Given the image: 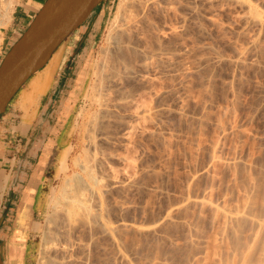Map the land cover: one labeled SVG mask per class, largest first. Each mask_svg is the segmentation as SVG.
I'll list each match as a JSON object with an SVG mask.
<instances>
[{
	"label": "rangeland",
	"instance_id": "obj_1",
	"mask_svg": "<svg viewBox=\"0 0 264 264\" xmlns=\"http://www.w3.org/2000/svg\"><path fill=\"white\" fill-rule=\"evenodd\" d=\"M2 1L5 2V0H0V5H2ZM163 1L166 0H160V4L164 6V9L160 4L155 3V35L158 34L159 36L160 33L163 36H159L162 37V39L160 38L162 42L160 43L157 35L156 38L159 44H164L158 45L157 40L155 42V48L158 47L155 51V68L152 66V69L149 70L151 72L149 75H154V77L151 76L153 83H150L151 86L149 85L150 87L147 89L148 86L143 87L140 81L136 85L137 78H135L136 80L133 79L134 81L131 80L132 86L138 88L136 90L137 98L134 96L136 98L134 101L139 100V98L142 100L144 97L143 101L155 105L154 118L140 122L138 129L135 128L136 130L133 129L135 132H131L134 133L133 136L131 135L132 138L134 137L133 139L131 136L126 137L129 140L132 139L133 143L130 142L132 140L127 141L124 136L117 132L114 134L116 142L111 145L112 149H116V153L117 151L118 154L124 152V155H121L125 157L127 154L126 156H128L127 159L125 157L123 163L114 158L116 161L113 159L112 164L117 165V167L123 164L122 166L125 168L121 166V169L119 167L118 169L122 170L125 177L122 172H120L121 175L125 179L129 175L127 178L131 177L133 180L129 179L133 183L131 186L128 183L125 185L120 183V187L123 186L124 190L121 187V194L118 191L116 193L119 195L114 193V198L112 196L109 199L110 202L112 200L114 202L115 199L120 201L116 207H114V203L109 206L108 218L112 221L111 224L119 225L117 227L120 228V231L118 230L116 239L118 242L121 241L120 246L122 243L125 244V246L122 245V249L124 247L125 250L117 247L115 242L110 243L113 242L110 237L108 239L107 236L96 233L97 236L94 234L97 237L95 242L90 243L93 246L88 245L89 248L87 247L89 251H86L85 248L84 255L79 251L76 253H80V255L78 254L79 257H84L88 252V257L90 254V260L86 256L88 260L86 263L88 264H92V262L94 264H219L218 257H221L222 261V257L225 256L222 252L228 247L230 251L227 249V252L231 253L235 245L234 242H236L234 232H230L234 228H231V224L233 223L232 226L236 224L235 227L239 225L235 223L236 221L227 220L226 216L223 218L224 213L219 209L226 205L225 208H229V210H233V207L236 209V206L240 208L246 202L249 205L248 203L251 202L250 195L251 199L253 197L254 201L257 202L260 200L259 198H262L258 196L264 194V22L259 26V24H251L252 22L243 18L244 16L247 18L250 14L248 11L255 7L254 9L259 14L261 13L260 16L264 21V0H243L245 3L247 2V5L242 3L241 6L239 4L241 2L238 3V0L237 3L235 0H168L165 3ZM119 2L120 0L101 2L84 22L93 21L96 37L94 38L92 57L87 62L90 69L87 80L80 90L78 100L71 112L65 115L63 120H60V123L63 124L64 120L67 119L63 127L64 139L67 141L65 145L75 143L81 123L88 113L87 99L84 94L90 80L92 64L98 56L99 47L105 44L107 24L115 14ZM16 4L17 0H13L11 10L5 14L2 9L4 4L0 6V14L4 15H0V47L14 24ZM171 5L173 9L170 10ZM166 28H170L172 31H166ZM175 32L179 33L175 34ZM253 38H257L259 44H252ZM253 45L257 46L256 49L261 50L260 56L258 53L260 50H255ZM252 48L253 50H251ZM159 49L161 50L158 51ZM166 49L174 54L168 53ZM165 51L166 53H164ZM239 51L243 52V55L238 53L239 55L236 56ZM158 52L162 53L158 54ZM241 59L242 61H240ZM20 90L13 98H16ZM128 107V111L125 110L124 113L121 111L124 116L127 115L124 119L132 118L130 111L134 104ZM52 124L51 129L59 126ZM119 127L121 126H117L115 132L119 131ZM122 130H124L123 126L121 127ZM116 134L119 135H117L119 138ZM16 139L13 137L10 146L6 147L10 149V155L5 156V163L2 166L4 169L0 171V181L3 182L6 175L10 176L4 191L5 194L8 192L13 177L9 174L11 166V171L14 172L19 160H23L22 157L25 155L24 143L19 140L16 141ZM126 142L130 144H125ZM122 144H125L126 147ZM44 145L42 144V149ZM60 149L62 148L55 146L49 155L42 153L41 150L36 156L39 165L43 163L44 167H49L51 175L55 174V161ZM25 159L27 160L26 155ZM115 165L113 166L116 167ZM23 169L24 167L21 166L20 173ZM35 170L34 172H38L39 168ZM40 171L44 170L41 169ZM52 177L49 186L42 188V208L39 214L25 225L29 228L27 230L19 231L13 226L14 217H11V220H4L0 196V255L2 254V264L3 262L4 264H37L44 213L47 210L46 197L50 194L51 188L58 189L60 185L59 180ZM129 180L126 179L127 182ZM255 187L258 189L254 190ZM256 192L259 194L257 200H255L256 195L254 196L257 194ZM203 200H206L207 203ZM261 200L263 203L264 198ZM254 201L251 202V205L256 203ZM209 202L211 203L210 206ZM258 203L260 204L257 202L255 206L253 205L254 208L249 206L259 211L256 208H260L261 204L259 206ZM212 204L219 208L218 212L216 211L219 216L215 213L214 210L216 209ZM120 206L122 208H119ZM250 210H248L249 215H251L249 217H252L255 210L253 212ZM116 219L117 221H115ZM245 220L250 221L249 219ZM241 221L240 223L243 225H240L243 227V232H239L243 235L248 232V228L252 224ZM249 223L250 225H248ZM222 224L226 226L227 235L223 232L224 226ZM135 226H139L140 230L133 228ZM238 228L232 231L238 230ZM256 228H253L254 232L258 229ZM253 229H251L252 232ZM80 231L76 232V237L79 239L81 237L79 242L85 243L88 240V234ZM251 231L249 232L252 233ZM239 232L236 233L238 236L240 235ZM261 233L264 235V232ZM230 234L233 236H229V238L228 235ZM245 235L247 237L248 233ZM227 238L229 239L228 242L234 243L232 247L227 245ZM245 238L242 241L239 239V241L244 242ZM18 239L20 240L16 242L15 240ZM97 239L99 243L101 242L100 245L103 244L102 246L106 248L100 246ZM96 241L98 245L95 246ZM94 246L98 250H95ZM116 248L125 252L129 262L126 261V263L125 260L118 257ZM256 249L254 255L258 251L260 254L261 248L257 251ZM118 250L117 252H119ZM74 251L76 252V250ZM90 251L92 252L90 253ZM95 254L97 256H94ZM254 255L255 258L256 255ZM86 258H79L78 260L86 261ZM256 258L258 259V254ZM103 259L107 263L102 261ZM255 260L252 258L253 264H257L255 263L257 260ZM81 262L83 264V261Z\"/></svg>",
	"mask_w": 264,
	"mask_h": 264
},
{
	"label": "bare ground",
	"instance_id": "obj_2",
	"mask_svg": "<svg viewBox=\"0 0 264 264\" xmlns=\"http://www.w3.org/2000/svg\"><path fill=\"white\" fill-rule=\"evenodd\" d=\"M156 1L155 0H120V2L118 3L117 9L115 11V14L108 21V24H107L108 29L106 32L107 34L105 35L106 36L105 44L101 45L99 47V50L97 53L98 56L96 59H94V62L92 64L90 80L87 84L85 94H84L85 98L87 99L86 101H87V105H88V107H87L88 113L85 116V119L81 123V126L79 128V132H78V137H77V140L75 141V143H70L69 145H66L65 147L60 149V151L58 152V154L56 156L55 174H54L53 179H58L60 185L58 186L59 187L58 189H52L51 188L50 194L46 197V200H47L46 201V209L47 210L44 213V225H43L42 230H41V238H40L41 243H40V248H39V257L36 259L37 264H76L78 262H80L82 264L81 261H83V264L84 263L88 264V263H86V262H88L87 258L89 259V257H90V254H89V257L87 256L88 252L86 255L87 258H86V256L79 257L80 253H78L79 255L76 253H77V251H79V252H81V254L84 255V252L89 251L88 248H89V246L92 245L90 243L95 242V238H97L96 233H99L101 235L103 234L102 236H105V237L107 236L108 239L110 237V239L113 240V242H110V243L115 242L116 246L118 245L117 247L122 249L123 243L120 246L119 244L121 241L118 242L116 239V236H117L116 234L118 233V230L120 231V228L118 229L119 225H117L118 226L117 227V226L111 224L112 221H110V219L108 218V214L110 212L109 206H111V204L114 203L115 204L114 207H116V206H118L117 203H119L120 201L118 202L117 201L118 199L117 200L115 199L114 202H113V200H112V202H110L111 200L109 201V199H110V197L113 196L114 193H116L118 191H119L118 193L121 194L120 188L122 187V189H123V186L120 187V185H119L120 183L121 184L123 183L124 185L126 183H128L131 186V184H133L132 183L133 180L130 177L132 180L130 182V180H129L130 178H127L129 175L126 176V179L129 180V182H127L126 179L124 178L125 176H124L122 170H120L121 169L120 167L123 164H121V165L118 164L119 165L118 167L120 169H118L117 165L112 164V160L114 158H116V160L117 159L121 160L123 163V161L125 160V157L127 159L128 156H126L127 154L125 155V157L122 156L121 154L124 155V152L118 154V151H117V153H116V151H115L116 149H112L111 145L114 142H116V140H114V139H116V137L114 138L115 133L118 132V134H120L121 136H124L125 139L128 141L129 139L126 137L131 136V135L133 136L134 133H131V132H133V131L135 132V130L138 129L137 127L139 126L140 122L145 121L149 118H152V119L154 118L153 115H154V111H155V108H154L155 105L153 106L152 103L150 104V103H146L147 101L146 102L143 101L144 97L142 98V95H141L142 100L139 98V100L137 99V101H134L137 98V96H136L137 91L136 90H138V88H137V86H135V87L132 86L133 84H132L131 80L137 78L138 80L135 79L137 82L136 85L138 84V81H140L142 83L143 87L146 88L148 86L147 89L151 86L150 83H153L151 80H153L152 77H154V75L153 76L151 75L152 76L151 77L149 75V72H150L149 70L152 68H155V66H154L155 65V51L158 48V47L155 48L156 47L155 42L157 40L156 35L159 38L160 43L162 42V40H160V38L162 39V37H163L160 33H159V36L161 35L162 37H159L158 34L155 35V7H156L155 3H157V5L160 4V0H159V2H158V0H156ZM167 1L168 0L163 1V2L165 3ZM236 1L237 0H235V2ZM239 1L241 3H239ZM242 1L243 0H238V3L240 4V6L242 3H244V5L245 4L247 5V2L245 3V1H243V2ZM3 2L4 1H2V5L4 4V6H2V5H0V6L4 7L2 9L4 10V14H5V12L7 13L9 10H11L13 0H5V2L4 3ZM166 5L167 4H165V6ZM163 7L164 6H162V8ZM166 7H165V9H166ZM170 7H171L170 10L173 9L172 5ZM254 8L252 10L250 9L249 10L250 12L248 11V13H250V14L248 15L247 18H245V16L243 18H244V20L252 22L251 24L256 23V24H259V26H261L260 24H262L264 22L262 17L260 16L261 13L259 14V12H257V10H255ZM168 10H165V11L168 12ZM167 12H165V13H167ZM0 15H3V14H0ZM0 19H1V16H0ZM94 24H96V23H94ZM164 25H166V24H164ZM164 27H166V26H164ZM156 28H158V27H156ZM170 28H168L169 30L166 28L167 29L166 31H172V29H170ZM172 28H174V27L172 26ZM173 32H170V33L173 34ZM176 33H179V32H175V34ZM175 34H174V36H175ZM163 35H165V34H163ZM180 35H181V33H180ZM256 39L253 38L252 44L256 45V43L259 42L258 39L256 42L255 41ZM164 40H166V38H164ZM249 41L251 42L250 39H249ZM157 42H158V40H157ZM162 44H164V43H162ZM162 44H159V42H158V45H162ZM166 44H168V43H166ZM252 44H249V45H252ZM255 45H253L254 49L257 51L260 50L258 48L256 49L255 47H257V46H255ZM260 45H261V43H260ZM247 46H245V47H247ZM248 48H251V47H248ZM171 49H172V47H171ZM241 49H242V47H241ZM243 49H244V47H243ZM160 50L161 49H159L158 51H160ZM164 50H165V48H164ZM166 50L168 51V49H166ZM244 50H246V49H244ZM244 50H241V51L244 52ZM251 50H253V48ZM263 51H264V49H263ZM171 52L168 51V53H171ZM243 52H240V51L237 52L236 56L239 55L238 53H242V55H243ZM259 52H261V50L258 51V53ZM160 53H162V52H158V54H160ZM164 53H166V51ZM259 56H260V53H259ZM240 58H242V57H240ZM259 59H260V57H259ZM240 61H242V59ZM244 62H246V61H244ZM184 67H186V66H184ZM144 84H145V86H144ZM31 85H32V89H35V90L41 89L40 83L36 82L35 80L32 81ZM138 87H139V85H138ZM143 87L141 89H143ZM144 90H146V89H144ZM140 92H141V90H140ZM27 98L31 101L30 98H34V97L28 95ZM131 104L132 105L134 104L133 109L130 111V116L133 119L132 118H130V119L125 118L124 119V117H126L127 115L124 116L121 113V111H123V113L125 110L128 111L129 109H127V107L131 106ZM119 125L121 127L123 126V129H124V130H122L123 132L121 131V127L118 128L119 131L115 132V130H117L116 129L117 126H119ZM234 126H235V124H234ZM133 129H135V130H133ZM234 129H235V127H234ZM139 130H141V129H139ZM120 131L122 132V134ZM129 133H131V134H129ZM118 134H116V136ZM121 136H120V139H121ZM132 136H131V138H132ZM122 139H123V137H122ZM132 139H130V140H132ZM117 140H119V139H117ZM130 142L133 143V140ZM128 143L129 142H126L125 144H128ZM37 146H39V145H37ZM124 147H126V146H124ZM113 148H115V147H113ZM121 150L123 151V149H121ZM25 153H27V152L25 151ZM213 155H214V153H213ZM23 157H22V159H23ZM116 160L114 159L113 161H116ZM117 162H119V161H117ZM126 162H127V160H126ZM128 163H126V164H128ZM113 165H115L117 167V169ZM228 165H229V163H228ZM232 165H233V163H232ZM122 167L125 168L124 166H122ZM20 169H21V167H20ZM20 169H18L17 172L13 175V177L11 179V181H13V182L11 184H9V185H12V184L14 185V179H16L15 188L19 187V180H20V177L22 175V172L20 173ZM120 172H122V175L124 177L121 175ZM22 176H24V174ZM9 177H10L9 175H6L4 178V181L3 182L0 181V191L3 189L5 182L8 181ZM137 183H135V184H137ZM7 185H8V182H7ZM256 188L257 187H255L254 190ZM262 192H263V189H262ZM118 193H116V194H118ZM259 193L261 194L260 191H259ZM255 195H256L255 200H257V196L259 194L257 193V194H254V196ZM258 197L264 198V194H263V196L261 194V196H258ZM113 198H114V196H113ZM249 198H250L251 202L254 201L253 197L251 199V195ZM262 198H259V199L261 200ZM201 199H203V198H201ZM119 200H122V199H119ZM208 200H209V198H208ZM260 200H257V202H260L261 206L258 203L260 208H256V209H259V211L257 210L258 213L255 216H253V214H255V212H257V211L253 208H254L255 204L257 203L256 201H254L256 203L253 202L254 206L251 205V202L248 203L253 208H250V206L247 205V202H246L245 204H243L244 205L243 207L241 206L242 208L240 207L241 209L236 206V209L239 208L237 210L235 209V207H233V210L232 209L229 210V208L226 209L225 207L227 205L224 207H221L219 205L221 208H223V209H221V208L219 209L218 207H216L217 205L214 206L212 204L214 206V208L216 209V210H214L213 207L211 206L212 209L215 211V213H216V211L218 212V209L220 211L222 210L221 212L224 213L223 218H225V216H226L228 218L227 220H229L230 222L236 221L235 223L239 224L237 227H235L236 224H235V226H232L233 225V223H232L231 228L234 227L233 229H236L240 226L238 228V230H235V231H232L233 229L229 228V229H231V231L229 230L230 232H234V234H235L234 238H235L236 242H234L235 243V245H234V243L232 244L231 241L228 242L229 239L227 238V242H228L227 245L228 244H229V246L231 245L230 247H232L234 245L233 251H231V253L227 252L228 250L230 251V249L228 247L225 248L226 251L222 250L223 251L222 253H223V255L225 254V256L222 257V261L220 259L221 257H218L217 261H219V264H253L254 261H251L252 258L254 260L256 259L258 261L257 262L255 260L256 261L255 263L264 264V235L261 233V232H264V201H263V203H261L262 200L261 201ZM203 201H205L207 203L206 200H203ZM203 201H201L202 204H203ZM201 202H200V205H201ZM210 202L213 203L211 200H210ZM248 202H249V200H248ZM211 203L209 204V206L211 205ZM258 205H256V207ZM119 208H122V207L120 206ZM123 208L125 209V207H123ZM110 209H111V207H110ZM117 209H118V207H117ZM120 210H122V209H120ZM213 210H212V212H213ZM248 210H250V212H253L255 210V212L252 214V217H249L251 215H249ZM215 213H214V215H215ZM216 214L218 215V213H216ZM220 214H222V213H220ZM168 215L170 216V213ZM109 217L111 218V216H109ZM115 218H117V217H115ZM244 219L250 220V221L245 220L246 222H251V224H252L251 226H253V227L251 228V226H249V228L253 229V228L257 227L259 230L257 228L256 229L258 230V232L261 231L260 232L261 234L259 233L257 235V233H258L257 230H256V232H254L255 230L253 229V232L256 233V234H254L251 231V229L248 228L247 237L245 235L247 233L242 235L240 232H243V230H242L243 227H241V225H240V224H242V223H240V220H242L243 223H246L244 221ZM115 221H117V219ZM118 221H120V220H118ZM237 221H239V222H237ZM225 222H226V219H225ZM225 222H224V224H225ZM120 223H122V222H120ZM120 223H116V224H120ZM0 224H1V221H0ZM224 224H222V226H224L223 232L226 234V231H225L226 226ZM248 225H250V223ZM132 226H134V225L132 224ZM136 226L133 228L138 230L139 226L138 227H136ZM228 226H230V225H228ZM240 228L242 231L239 230ZM123 230H124V228H123ZM123 230H121V231H123ZM78 231H80L81 233L86 232V235L88 234V240L85 243L83 241L79 242L81 237H80V239L76 237V232H78ZM249 231H251L252 233H250ZM238 232L240 233V235H239L240 237L236 234ZM94 234L96 236H94ZM233 235L230 234V235H228V237L229 236L231 237ZM241 235L242 236L245 235L246 238L242 237ZM123 238L124 237L122 236V239ZM223 238H222V240H223ZM243 238H245L246 240L244 239L245 240V241L243 240L244 242H240L239 239L242 241ZM119 239H120V237H119ZM124 241H125V239H124ZM98 243H99V240H98ZM98 243L96 241V244L94 243L95 246L98 245ZM100 243H99V245H100ZM115 244H114V246H115ZM102 245H100V246H102ZM95 246H94V248H95ZM123 246H125V244ZM76 247H77V249L79 247V250H77ZM102 247L106 248L105 246H102ZM258 247L261 249H260V254H259V251L257 253L258 254V259H257L256 258L257 254H255L256 255L255 256L254 251L256 248L259 250ZM80 248L82 249L81 251H80ZM121 249L118 250L119 252H117V250H116V253H118L117 254L118 257H120V259H122V260H125V262L126 261L129 262L125 252L122 251L124 249V247L122 250ZM257 249H256V251H257ZM74 250H76V252ZM95 250H98V248L97 249L95 248ZM95 250H93V251H95ZM82 251H83V253H82ZM91 252L92 251H90V253ZM107 252H108V250H107ZM261 252H262V254H261ZM94 253H96V251ZM99 253H100V251H99ZM96 254L94 256H97ZM106 254H108V253H106ZM83 255H81V256H83ZM219 255H220V252H219ZM253 255L255 256V258L253 257ZM100 256H99V258H100ZM221 256H222V254H221ZM78 257L81 259L86 258V261L78 260L79 259ZM118 257H117V259H118ZM96 259H97V257H96ZM102 261H104V259ZM104 262H106V261H104ZM96 263H98V262H96ZM0 264H2L1 259H0ZM3 264H4V262H3ZM92 264H94V263L92 262Z\"/></svg>",
	"mask_w": 264,
	"mask_h": 264
},
{
	"label": "crops",
	"instance_id": "obj_3",
	"mask_svg": "<svg viewBox=\"0 0 264 264\" xmlns=\"http://www.w3.org/2000/svg\"><path fill=\"white\" fill-rule=\"evenodd\" d=\"M43 2L44 0H17L15 21L1 44L0 59L24 31ZM95 29L93 21L75 29V32L57 47L47 64L31 76L0 117V171L4 169L2 166L5 156L10 155V149L6 147L10 146L13 137L17 138L16 141L24 143L27 152L25 155L29 158L26 160L24 156L23 160H19L14 172L11 171V166V176L21 166L25 168L22 171L24 176L21 175L19 180V187L15 188L14 179V185H10L5 194L7 181L0 194L4 220L14 217L16 224L13 226L19 231L29 229L25 225L39 214L42 208V188L48 187L51 177L54 176L50 174L49 167H44L43 163L39 165L36 156L41 150L49 155L55 146H66L63 127L67 119L63 124L60 120L71 112L89 75L87 62L92 57ZM34 80L40 83V90L32 89L31 83ZM28 95L34 98H30V101ZM52 123L59 126L51 129ZM42 144L46 145L43 149ZM36 168H39L38 172H34ZM41 169L44 171L41 172Z\"/></svg>",
	"mask_w": 264,
	"mask_h": 264
},
{
	"label": "water",
	"instance_id": "obj_4",
	"mask_svg": "<svg viewBox=\"0 0 264 264\" xmlns=\"http://www.w3.org/2000/svg\"><path fill=\"white\" fill-rule=\"evenodd\" d=\"M104 1L44 0L1 58L0 117L26 81L47 64L57 47Z\"/></svg>",
	"mask_w": 264,
	"mask_h": 264
},
{
	"label": "trees",
	"instance_id": "obj_5",
	"mask_svg": "<svg viewBox=\"0 0 264 264\" xmlns=\"http://www.w3.org/2000/svg\"><path fill=\"white\" fill-rule=\"evenodd\" d=\"M27 81H28V80H27ZM27 81H26V82H27ZM23 86H24V85H23ZM23 86H22V87H23ZM22 87H21V88H22ZM21 88H20V89H21Z\"/></svg>",
	"mask_w": 264,
	"mask_h": 264
}]
</instances>
